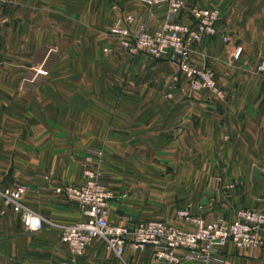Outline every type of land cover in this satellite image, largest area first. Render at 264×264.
Returning a JSON list of instances; mask_svg holds the SVG:
<instances>
[{
    "label": "crops",
    "instance_id": "1",
    "mask_svg": "<svg viewBox=\"0 0 264 264\" xmlns=\"http://www.w3.org/2000/svg\"><path fill=\"white\" fill-rule=\"evenodd\" d=\"M150 1H10L7 22H0V109L11 111L0 118V126L11 127L0 133V190L26 185L24 206L46 224L28 230L0 200V264H170L150 246L127 245L120 259L103 239L82 255L61 242L59 227L83 216L55 189L84 183L89 156L91 169L116 194L110 211L118 225L164 220L193 231L177 211L206 223L232 222L241 209L264 212L263 79L236 65L237 42L225 44L228 56L216 57L217 38H208L194 47L192 61L215 71L227 101L200 97L184 80L170 86L174 63L131 56L109 35L126 16L133 17L132 28L158 30L168 5ZM194 3L174 21L190 23ZM197 4L220 10L223 32L239 13L264 26V0ZM41 67L48 75L37 74ZM82 98L86 104L77 102ZM148 157L171 161L174 175L148 182L151 174L166 173L163 165H148ZM152 188L148 197L143 191ZM182 264H264V246L229 243L209 261Z\"/></svg>",
    "mask_w": 264,
    "mask_h": 264
},
{
    "label": "built area",
    "instance_id": "2",
    "mask_svg": "<svg viewBox=\"0 0 264 264\" xmlns=\"http://www.w3.org/2000/svg\"><path fill=\"white\" fill-rule=\"evenodd\" d=\"M188 1L151 0L152 5H168L161 29L153 33L142 28L131 29L127 23H132L133 17L126 16L113 26L110 36L131 55L159 58L167 55L169 51L178 53L183 57L180 60L181 71L188 77L192 87L209 89L223 98L213 74L207 70H198L188 61L194 44L203 41L206 36L216 34L220 12L196 6L190 9L193 22L174 23V19L183 11ZM4 3L5 0H0V17ZM239 54L240 51L236 56ZM260 69L264 70V63L260 65ZM39 72L46 74L44 69ZM86 174L88 180L84 185L67 188L69 197L81 205L84 219L74 225L59 227L61 242L70 246L78 255L84 254L96 239H103L107 248L120 259L123 258L127 245L135 250L150 246L155 249L157 259L170 264L209 261L220 248L229 243L237 248L258 249L264 246V214L251 211L238 212L232 224L216 221L197 232L178 229L161 221L139 223L132 228L112 225L109 212L112 194L94 179L92 171H87ZM25 191V187L12 193L0 191V197L23 215L24 225L28 230L41 231L45 228V220L28 210L20 201ZM182 215L191 220L188 214Z\"/></svg>",
    "mask_w": 264,
    "mask_h": 264
},
{
    "label": "rangeland",
    "instance_id": "3",
    "mask_svg": "<svg viewBox=\"0 0 264 264\" xmlns=\"http://www.w3.org/2000/svg\"><path fill=\"white\" fill-rule=\"evenodd\" d=\"M10 1L11 0H5V3L3 4V13H2V16L0 17V22H7L6 15H5V11H6L7 7L10 5ZM189 1L195 2L191 6V8L192 7H196V6L201 7V6H199L197 4L199 0H197V1H195V0H189ZM188 2H187V4H188ZM187 4H186V7H187ZM203 8H205V7H203ZM207 9L219 10L217 8H207ZM219 12H220V10H219ZM190 16H191V12H190ZM165 18H166V16H165ZM221 20H222V17H221V12H220V18H219V21L217 23V31H216V34L215 35H212V36H206L203 39V41H201L199 43L204 42L208 38H217V42H216V45L217 46H215V47H217V49H216L217 50V55H215V56L216 57H218V56H223L224 57V56H228L229 53H231V50L230 49H227V47L225 46V44L227 45V44H230L231 42H237V46H236V49H235V52H234V59L237 60V64L236 65L237 66H240L241 65L240 67L243 70L250 71L252 73L253 72H256L257 75H258V77H261L260 78L261 80L263 79L262 80L263 81L262 84L264 85V70H261L260 69V65H262L264 63V26H263V24L260 23V22H257L256 20L253 21V17H252V15L250 13H239V14H236L234 21H232L229 24H227V26H226L227 29H225V31L223 32L219 28L220 27ZM173 22L174 23H179V22H175V21H173ZM191 22H193L192 16H191ZM163 24H164V22L162 23V25H161V27L159 29L162 28ZM130 28L131 29H140V28H132V27H130ZM142 29H145V28H142ZM147 32H150V31H147ZM153 32H155V31H153ZM153 32H150V33H153ZM109 35H110V33H109ZM199 43H197V44H199ZM197 44H194L191 47V50L189 52L188 61H190V63L192 64V66H194L198 70H202V71L207 70V71H210L213 74V79L215 80L217 87L219 88V90L224 95L223 98L220 97L219 95L213 93V91H211L209 89H202V88L201 89H194L192 87V85H191L188 77H186L185 75H183V72L181 71L180 60L183 59V57L181 58V56H179L178 53H175L173 51H171V52L169 51L167 53V55H165L164 57H159V58L152 57V56H147V57H151V58L159 59V60H164V61H169V62H172V63H174L176 65V67L178 69V72L171 77V80L169 82L170 86L175 87V86L179 85V83L181 81L184 80L189 85V87L193 90L194 93L201 95L200 97H202V96L205 95L207 99H209V100H211L213 102H219V103L220 102L227 101L228 96L226 95V93L222 89L221 85L219 84V82H218L219 80L216 77L215 71L213 69L209 68V67H202L201 65H198V64H196V63H194L192 61V51H193L194 47ZM219 50H221V52L218 53ZM239 51H240L239 56H236L237 52H239ZM106 52H109V51L106 50ZM126 53H128V52H126ZM129 55H131V54H129ZM131 56H138V55H131ZM240 67H237V68H240ZM41 69H44L45 72H46V74H40L39 71ZM37 74L38 75H48V71L44 67H41L37 71ZM166 98L167 99H171L172 98V95L171 94H168L166 96ZM86 101L87 100L85 98H82V99H78L77 100V102L79 104H86ZM10 112L11 111L1 110L0 109V118L1 117H8L10 115ZM26 112H27L26 110L21 109L18 113H19V116H26ZM13 113H14V111H13ZM10 128H11L10 126H6V127L0 126V133H1V130H8V131H10ZM95 153H96V155H98V157H101L103 155L102 150L96 151ZM146 160L148 162L147 163L148 165H156V166L163 165L164 169H166V173L165 174H163V172H158V173H155V174H151L152 179H150V177L148 176V180H147L148 182L151 181V183H152L153 181L154 182L155 181H162L160 179L162 176L167 177V176L174 175V173H173L174 167H172V168L170 167L171 161H169V160L166 161V159H163L162 160V159H159V158H153V159H151L150 157H148ZM201 160H199V163L200 164L202 163ZM93 161H94V158L92 156L86 157L84 159V175H85V181H84V183H82L81 185H75V184L64 185L62 187L56 188L55 189V192L58 195L62 196L64 201H66L68 203H74V204L78 205V207H79V209H80V211L82 213L81 205L78 202L72 200L69 197V195L67 193V188H69V187H80V186L84 185L85 182H87V180H88V176H87L86 172L87 171H92L93 174H94V179L98 183H100L101 185L105 186L106 187V191L112 194V199L109 202V212H110V222H111L110 205H111L112 200L115 199V195L116 194H115V192L107 184L103 183L100 180V175L97 172H95L93 169H91L90 164ZM21 187H25V189H26L25 194L22 196V198L20 200L21 203L24 204L23 203V199H24L25 195L28 192V189H27L26 185H22V186H20V187H18L16 189H10V188H8V189H5V190H0V191L1 192L10 191L12 193V192L18 190ZM143 192L146 193L147 196L149 197V195L151 193H154V190L152 188V190L147 189V190H145ZM0 200L3 202V205H4V207L6 209H13L12 204H9L8 205L7 202H6V200L4 198H1L0 197ZM27 209L30 210L29 208H27ZM4 211H5V209H4ZM13 211L15 213H18L14 209H13ZM30 211H32V210H30ZM240 211H251V212H258V213L264 214V212L256 211V210H251V209H241ZM240 211H238V212H240ZM237 213H236V215H237ZM176 214H177V217L179 219L183 220L185 223H188V224H191V225H194L195 226V230H193V231L182 229V230H185V231H188V232H197L201 228H204V227H206V226H208L210 224H213L216 221H222V223H224V224H232L233 221L235 220L234 219L232 222H226L223 219L218 218L215 221H212L210 223H206L202 218L193 215L187 209H181V210L177 211ZM182 214H188L189 217L191 218V220H187V218H185V216H183ZM19 215L21 216L22 222L24 224L23 215L21 213H19ZM82 216H83V219H84L83 213H82ZM235 218H236V216H235ZM156 221H161V222H164V223H166V224H168L170 226H173L175 228H178L175 225H173L172 223L167 222V221H164V220L136 221V222H129V223H127V225H118V224H115L113 222H111V224L112 225H116V226H121V227L132 228V227H134V225H137L139 223H149V222H156ZM70 225H74V224H70ZM178 229H181V228H178ZM187 263H189V262H187Z\"/></svg>",
    "mask_w": 264,
    "mask_h": 264
}]
</instances>
